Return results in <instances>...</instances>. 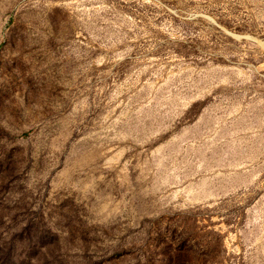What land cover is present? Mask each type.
Returning <instances> with one entry per match:
<instances>
[{"label": "rangeland", "instance_id": "1", "mask_svg": "<svg viewBox=\"0 0 264 264\" xmlns=\"http://www.w3.org/2000/svg\"><path fill=\"white\" fill-rule=\"evenodd\" d=\"M261 43L264 0H0V264H264Z\"/></svg>", "mask_w": 264, "mask_h": 264}, {"label": "bare ground", "instance_id": "2", "mask_svg": "<svg viewBox=\"0 0 264 264\" xmlns=\"http://www.w3.org/2000/svg\"><path fill=\"white\" fill-rule=\"evenodd\" d=\"M234 36H235L236 38H239V39L242 38V36H237V35H234ZM247 38H250V37L247 36ZM253 39H254V38H253ZM258 41H259V39H258ZM261 45L264 46V43H261Z\"/></svg>", "mask_w": 264, "mask_h": 264}, {"label": "trees", "instance_id": "3", "mask_svg": "<svg viewBox=\"0 0 264 264\" xmlns=\"http://www.w3.org/2000/svg\"><path fill=\"white\" fill-rule=\"evenodd\" d=\"M181 245V244H180ZM183 247V249H185V245H181Z\"/></svg>", "mask_w": 264, "mask_h": 264}]
</instances>
